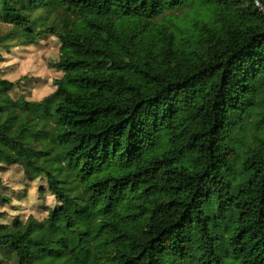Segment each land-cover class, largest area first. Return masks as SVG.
I'll return each mask as SVG.
<instances>
[{
	"label": "trees",
	"instance_id": "obj_1",
	"mask_svg": "<svg viewBox=\"0 0 264 264\" xmlns=\"http://www.w3.org/2000/svg\"><path fill=\"white\" fill-rule=\"evenodd\" d=\"M41 37L55 75L35 97L9 59ZM39 252L264 264L257 0H0V264Z\"/></svg>",
	"mask_w": 264,
	"mask_h": 264
},
{
	"label": "rangeland",
	"instance_id": "obj_2",
	"mask_svg": "<svg viewBox=\"0 0 264 264\" xmlns=\"http://www.w3.org/2000/svg\"><path fill=\"white\" fill-rule=\"evenodd\" d=\"M193 2L183 5L175 9V15H182L186 12L188 6L192 5ZM108 19L113 20L119 18L118 15L112 13H106L104 15ZM125 20H134L132 18H126ZM8 28H1L2 32L7 31ZM16 47L14 48V55L9 59L10 61H19L23 64V71L29 72L31 77L21 76V78L26 77L28 79V89L29 93L35 97H42L50 90V80L55 75L50 69V65L46 63V54L50 50H57L55 40L51 37H41L38 40L29 44H20L17 40H13ZM6 61L3 64H6ZM2 64V65H3ZM20 76V74L18 75ZM33 200L31 201V205ZM81 224H83L89 232L88 237L84 243L85 255L89 259L94 256V240L92 237L93 232L96 229L95 225V215L93 210L90 211L84 217L76 218ZM32 264H70L67 257L63 255H56L53 252H39L31 261Z\"/></svg>",
	"mask_w": 264,
	"mask_h": 264
},
{
	"label": "water",
	"instance_id": "obj_3",
	"mask_svg": "<svg viewBox=\"0 0 264 264\" xmlns=\"http://www.w3.org/2000/svg\"><path fill=\"white\" fill-rule=\"evenodd\" d=\"M257 3H258V8H259L261 11H263V12H264V8L260 6V4H259V1H258V0H257Z\"/></svg>",
	"mask_w": 264,
	"mask_h": 264
}]
</instances>
